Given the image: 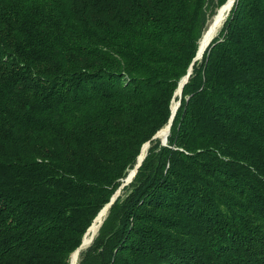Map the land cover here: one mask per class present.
I'll return each mask as SVG.
<instances>
[{
  "label": "trees",
  "instance_id": "16d2710c",
  "mask_svg": "<svg viewBox=\"0 0 264 264\" xmlns=\"http://www.w3.org/2000/svg\"><path fill=\"white\" fill-rule=\"evenodd\" d=\"M0 0V264H264V0ZM166 144L171 100L190 66Z\"/></svg>",
  "mask_w": 264,
  "mask_h": 264
},
{
  "label": "bare ground",
  "instance_id": "6f19581e",
  "mask_svg": "<svg viewBox=\"0 0 264 264\" xmlns=\"http://www.w3.org/2000/svg\"><path fill=\"white\" fill-rule=\"evenodd\" d=\"M233 2H234V0H228L225 4L222 5V7L219 8L218 13L216 12L217 14L216 13L214 14L215 17L211 18L208 21L207 27H206L205 31L203 32V34L199 40V46H198L199 58L203 54V51L205 50V48L207 47V45L209 44L211 39L221 29L222 24L224 23L223 21L225 20L227 13L231 9ZM181 82L182 81H180L179 85L177 86L174 99L171 101V105H170L171 113H173L177 109L178 96L181 94V90H182V83ZM168 131H169L168 125L166 124L158 131L159 138L163 139L164 136L168 134ZM147 148H148V145L145 144L142 148V151L140 152L141 156H143L146 153ZM105 214H106L105 211L102 210L99 213V215L97 216V218L92 222L90 228L88 229V231L85 233V235L83 237L81 248L78 251H74L70 255L69 264H77V260H78L80 250L84 249L85 247H87L90 244L92 238L94 237V235L98 231L99 225L102 222Z\"/></svg>",
  "mask_w": 264,
  "mask_h": 264
},
{
  "label": "water",
  "instance_id": "95a60500",
  "mask_svg": "<svg viewBox=\"0 0 264 264\" xmlns=\"http://www.w3.org/2000/svg\"><path fill=\"white\" fill-rule=\"evenodd\" d=\"M227 1H228V0H226L225 3H226ZM225 3H223V4H225ZM220 7H222V5L219 6V7L216 9V12H217V13H218V10H219ZM229 11H230V10H229ZM217 13H216V14H217ZM228 13H229V12H228ZM228 13H227V15H228ZM213 17H215V16L213 15L211 18H213ZM223 22H224V21H223ZM216 35H217V34H216ZM216 35H215V36H216ZM201 36H202V35H201ZM211 40H212V39H211ZM209 43H210V42H209ZM198 46H199V43H198ZM203 52H204V51H203ZM201 56H202V55H201ZM197 59H199L198 49H197V52H196L195 57L193 58V61H195V60H197ZM193 61L191 62L190 66L188 67V70H187L186 74L180 78V80H179V82H178V85H179L180 81H182L181 83H182V87H183L184 83L187 81L188 76H189V74L191 73V70H192V64H193ZM176 89H177V88H176ZM175 92H176V90L174 91V94H173V98H172V100H173L174 97H175ZM181 93H182V90H181ZM180 97H181V94L179 95L178 100H177V107H178L179 104H180ZM172 100H171V101H172ZM175 112H176V111H174L173 113L170 114V117H169V120H168V123H167V125H168V130H169V131H170V126H171V123H172L173 117H174V115H175ZM169 131H168V134H169ZM168 134H167V135H168ZM167 135H165L163 139H160L162 144H166V142H167ZM152 138H159V136H158V131L153 135ZM145 144H147L148 147H149L150 142H149V141H146L145 143H143L142 146H141L140 152L142 151V148H143V146H144ZM147 150H148V148H147ZM140 152H139V154H138V156H137V160H136V163H135L134 167L128 172L127 176L123 179V182L121 183V186H119V188H118V189L115 191V193L111 196L109 202L106 203V204L104 205V207H102V208L99 210V212L97 213V215L94 217L93 221L97 218V216L99 215V213H100L102 210L105 211V213L107 214L108 208L111 206V204H112V203L114 202V200L117 198V196L120 194V189H121V187H123V185L127 184L128 182H130V181L132 180L133 176L135 175V173H136V171H137V168L140 166L142 160L144 159V157H145V155H146V153H147V151H146V153H145L143 156H141V155H140V154H141ZM140 156H141V157H140ZM106 214H105V216H106ZM105 216H104V217H105ZM104 217H103V219H104ZM93 221H92V222H93ZM102 221H103V220H102ZM101 223H102V222H101ZM101 223H100V225H101ZM91 224H92V223H91ZM91 224H90V226H91ZM100 225H99V227H100ZM90 226L87 228L86 232L88 231V229L90 228ZM98 229H99V228H98ZM86 232H85V233H86ZM85 233H84V235H85ZM84 235H83V237H84ZM83 237H82V240H83ZM92 239H93V238H92ZM82 240H81L80 245H79L74 251H78V250L81 248V246H82ZM91 241H92V240H91ZM88 246H89V245H88ZM88 246H87V247H88ZM85 248H86V247H85ZM85 248H84V249H85ZM81 250H83V249H81ZM81 250H80V251H81ZM79 253H80V252H79ZM71 254H72V253H71Z\"/></svg>",
  "mask_w": 264,
  "mask_h": 264
},
{
  "label": "rangeland",
  "instance_id": "374dc122",
  "mask_svg": "<svg viewBox=\"0 0 264 264\" xmlns=\"http://www.w3.org/2000/svg\"><path fill=\"white\" fill-rule=\"evenodd\" d=\"M215 13H216V12H215ZM217 34H218V33H217ZM200 58H201V57H200ZM200 58H199V59H200ZM178 97H179V96H178ZM160 141H161V140H160ZM126 176H127V175H126ZM128 183H129V182H128ZM128 183H127V184H128ZM127 184H125V185H127ZM125 185H123V186H125ZM120 186H121V185H120ZM121 190H122V187H121V189H120V193H122ZM96 233H97V232H96ZM95 235H96V234H95ZM95 235H94V236H95ZM93 238H94V237H93ZM92 240H93V239H92ZM91 242H92V241H91ZM91 242H90V243H91ZM70 255H71V254H70ZM78 257H79V256H78ZM69 262H70V259H69ZM77 263H78V260H77Z\"/></svg>",
  "mask_w": 264,
  "mask_h": 264
}]
</instances>
